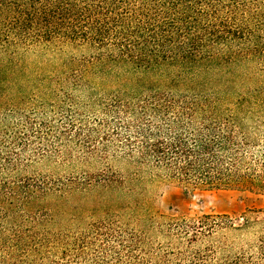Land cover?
Listing matches in <instances>:
<instances>
[{
  "label": "trees",
  "instance_id": "1",
  "mask_svg": "<svg viewBox=\"0 0 264 264\" xmlns=\"http://www.w3.org/2000/svg\"><path fill=\"white\" fill-rule=\"evenodd\" d=\"M263 68L264 0H0V264H264L149 192H264Z\"/></svg>",
  "mask_w": 264,
  "mask_h": 264
},
{
  "label": "rangeland",
  "instance_id": "2",
  "mask_svg": "<svg viewBox=\"0 0 264 264\" xmlns=\"http://www.w3.org/2000/svg\"><path fill=\"white\" fill-rule=\"evenodd\" d=\"M258 78L264 79V68ZM45 117L48 119L50 116L47 114ZM49 171L64 173L60 165L52 161L35 162L25 170V173ZM149 192L153 197V210L159 214L197 217L205 213H218L234 215L237 218L242 216L260 218L264 215V192L192 190L172 181H156L149 187ZM240 219L242 221V218Z\"/></svg>",
  "mask_w": 264,
  "mask_h": 264
}]
</instances>
